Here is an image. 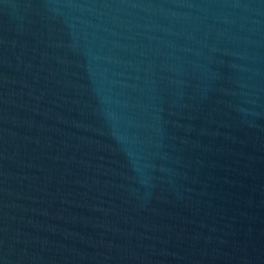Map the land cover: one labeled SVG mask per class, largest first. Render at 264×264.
Segmentation results:
<instances>
[{
    "label": "water",
    "instance_id": "1",
    "mask_svg": "<svg viewBox=\"0 0 264 264\" xmlns=\"http://www.w3.org/2000/svg\"><path fill=\"white\" fill-rule=\"evenodd\" d=\"M0 264H264V0H0Z\"/></svg>",
    "mask_w": 264,
    "mask_h": 264
}]
</instances>
